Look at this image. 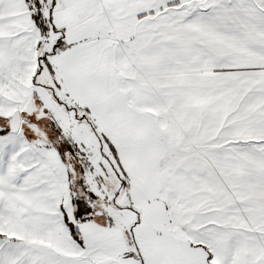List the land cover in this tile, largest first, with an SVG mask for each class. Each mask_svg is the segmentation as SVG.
<instances>
[{
  "label": "snow or ice",
  "instance_id": "6c2138e0",
  "mask_svg": "<svg viewBox=\"0 0 264 264\" xmlns=\"http://www.w3.org/2000/svg\"><path fill=\"white\" fill-rule=\"evenodd\" d=\"M0 264H264V0H0Z\"/></svg>",
  "mask_w": 264,
  "mask_h": 264
}]
</instances>
